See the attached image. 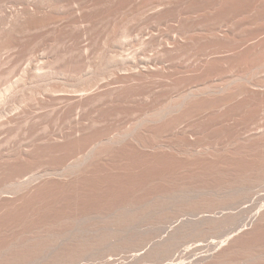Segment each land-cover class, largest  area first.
<instances>
[{"label": "rangeland", "instance_id": "374dc122", "mask_svg": "<svg viewBox=\"0 0 264 264\" xmlns=\"http://www.w3.org/2000/svg\"><path fill=\"white\" fill-rule=\"evenodd\" d=\"M29 1L5 0L2 7L5 11L0 9V27L3 26L2 22L5 23L9 19V22L14 20L12 28L8 26L10 27V33L16 36L14 33V24L16 23L15 27L20 29V31L17 30L18 43L21 40L19 45L18 43L17 45L13 44L9 48L8 53L11 54H8V63L6 61L7 64H4V71L0 64V191L22 181L23 177L27 175H42L66 169L70 164H74L73 161H78L79 156H86L89 150L91 151L92 148L97 146L99 143V140L97 143V139L98 137L101 138L100 135L105 136L103 137L105 140L103 141L101 138L100 142H105L107 139L109 140V137L113 138L115 134L123 133L118 136L123 135L125 137L127 134L125 131L131 133L137 130L136 132H140L138 126L143 118L156 112L163 103L170 101L172 98L178 99L184 94H188L189 89H194L196 86L200 87L201 84L204 85L212 81L214 83L219 81L220 83L227 79L230 80L235 75L241 76L240 73L242 75L249 73L251 70L247 69L250 66H245L246 63L243 64L244 62L238 58L232 59V57H235L233 55L230 58L226 57L227 54H231L230 51H232L235 44H233L234 40L230 42L232 38L224 39L222 36L226 32L230 36L235 37L236 35L235 38L238 40L242 39L240 40L242 45L235 43L237 46L241 45V47L245 45V48L242 47L241 49L240 47L238 50L244 51L247 45L245 43L248 39L250 40V37L252 38L254 34V37L259 33L264 34V0H244L243 7L240 4L243 0H241L242 2L239 0L240 3L238 4L236 3L237 0H219L223 4L217 2V0H211L212 2L209 0H162L161 3L158 0V5H162L153 7L155 9L150 7L151 11H148L149 8H144L145 13H142L144 12L141 7L143 4L138 3H142L144 0H72L74 3L76 2L75 4L71 0ZM224 3H226L225 6ZM238 5L240 9L237 8ZM40 6L42 7L40 8ZM137 6H140V10L143 11L138 10ZM34 7L38 9L35 10ZM212 7L214 9H212V12L215 14L208 12L211 11ZM224 7L227 9L225 10L227 13L223 11ZM229 8L232 11L236 8L237 10L230 12ZM241 9L243 11H240ZM206 10L208 11L206 12ZM237 11L241 13L238 15ZM216 15L218 16V22H220L221 17V24L223 22L225 24H219L221 25L219 26L216 22L217 24L214 23L217 25L215 27L212 22L213 19L217 20ZM41 18H45V22ZM49 18H51L50 20L53 18L56 20L53 19L51 23ZM38 19L39 22L36 21ZM46 20L49 23H46ZM29 21L35 23L30 25ZM9 22L4 25L7 26ZM42 23L45 25L41 26ZM213 25L215 28L213 32L218 28V31L222 33L221 36L217 31L219 35H216L217 37L214 35L216 39L221 38L219 41L211 37L213 35L211 33ZM11 29L14 32H11ZM203 29L207 33H211H206L208 36L211 35L210 37L205 35V32L202 34L205 37L207 36L208 39L212 38V42H210V39L208 41L207 39L202 40L204 36L200 35L204 31ZM250 31H253V33ZM181 33L185 35H183L184 39ZM246 33L249 36L248 39H245ZM191 34L193 37L196 34V41H194L196 36L191 38ZM12 35H10V37H13L11 39H15L16 37ZM176 37H178V40ZM222 39L228 41H224V43ZM168 40L171 41L168 42ZM178 41L183 43L185 47L181 45L180 50L177 48V51L174 49L170 52L169 47L171 49L173 44L174 47L176 44L178 46ZM204 41L210 44L206 45ZM192 42L194 44H191ZM215 42L217 44H214ZM228 42L234 46H228ZM214 45L216 47H213ZM226 45L227 47H225ZM192 47L194 48L192 49ZM212 47L215 48V51L219 50L217 56L224 52L225 55L219 56H225L226 59L231 61V65H228L229 61H226L227 63L222 67V70H225L220 73L218 70L221 71L220 66L224 63H221L219 67L214 64V67H212V63L205 67L206 62L204 60H206V57L204 56L212 51ZM209 48L211 51L207 52ZM199 52L200 54H198ZM202 53L205 54L202 56ZM200 55L203 59L200 58ZM10 58L11 60H9ZM231 59L235 62H232ZM236 59L240 62L238 60L236 62ZM198 61L203 63V68H201L202 65L199 68ZM175 64H179L178 66H181V68L178 66V68L173 67ZM145 66L146 68L151 66L148 72ZM194 66L195 68H193ZM210 66L212 69L215 68L218 74L214 72V69H209ZM215 66H217V70ZM175 67L177 70L174 69ZM190 67L192 70L199 69L201 71L193 72L194 75L189 77L191 81L188 78L183 80L173 76L175 72ZM143 69L146 71L145 73ZM173 69L176 71L173 72ZM141 71L144 75L148 73L146 76L149 73L154 75L142 76ZM209 71L210 77L207 74ZM137 72H139L137 74L139 79L136 82L135 79L138 77L134 74ZM259 72L256 74L255 79L261 81V78H264V70ZM130 77L133 79L132 81H129ZM193 78L197 80L194 81ZM163 80H169L165 81L168 84ZM127 83L130 85H127ZM109 84L110 86H107ZM154 90L159 94L163 93L160 94L161 96L154 95ZM83 93H89V98L83 100L80 107H78V101L74 98L76 97L75 94ZM163 94L165 95L162 97ZM94 95L96 98H94ZM249 99L246 100L247 103L249 101H251V104L258 103L255 97ZM256 99L258 101V97ZM204 100L207 102L204 109L202 110V104L205 102H202L203 100L198 101V104L202 102V106L197 104L198 106L192 107V111L194 112V108L199 106L201 110L198 111L199 108H195V113L191 111L194 116L190 113L187 115L190 118L186 116L187 119L184 118L183 122L180 121L181 124H176L178 126L174 128L172 126L175 124H170V127L168 125L165 127L153 126L154 128L152 127L149 132L146 131L145 140L148 139L149 142H153L149 143L150 146H154L155 143L160 150L165 149V152L161 150L158 151L160 153H156V150L149 146L140 148L136 143L133 145V142L128 140L127 146L119 147V149L118 147L115 148V153H110L111 156L109 154L105 157L107 163L105 162L104 165L102 163V165L100 164L96 166L97 168L92 169L93 175L89 174L91 170L88 171V174H85V172V175H83L87 176L83 178L85 180L81 178L79 181L81 184L79 182L75 183V185H78L72 186L70 190H68L69 187L59 186L62 188V191H60L58 185H62L59 182L61 178L54 176L48 179L49 183L57 184V186L50 185H54L51 188L47 187L51 191L45 189V191H40L39 195L35 194V196L23 199L17 204L11 202L12 205L10 201L4 200L3 205H0V264H53L54 262L56 264H210L211 259L215 257L211 263L214 264L216 255L221 256L222 253L228 257L225 258L223 255V258L221 256V261L217 259L218 262L216 263L218 264H264V228L263 230H256L261 231V236L258 232L259 235L256 232V234L250 235L252 220L256 218L257 214L259 216L264 208V179L262 182L260 181L264 176L262 175L264 170H260L259 162L253 163L255 160H250L249 163V160L244 159L243 161L239 158H237L238 161L227 160L229 164L224 161L225 165L227 164V174L222 175V173L217 174L219 173L218 167L215 166L216 164L214 165L215 162L213 163L208 158L191 157L184 154L177 155V153L175 155L173 152L180 149L181 151L188 148L192 149L191 146L199 149L227 143L238 128L254 120L249 118L251 113L246 116L242 113L246 107L243 108L244 103H241V106L235 104L233 107L230 105L231 107L214 108L210 100ZM208 102L210 105H208ZM221 108L226 112H223ZM225 113H227V116ZM78 114L80 115L79 120L76 118ZM219 114L220 116L224 114V116L229 117V120L224 117L225 122H217ZM262 123L264 125V120ZM183 127H187L186 130H191V133L188 132L189 135L184 133L185 130H182L187 137L182 134L181 129ZM97 133L100 134H98V137H96ZM78 134L81 136L87 134L89 137L92 135L97 138L92 139L96 140V142L92 141L93 145L90 140L91 146H85L88 149L92 147L91 149L87 151V148L77 145L73 138ZM116 135L115 137H117ZM163 145H168L169 148L168 146V149L164 148ZM75 146L80 147V149L76 147V151L80 152L81 150L80 154L75 152ZM173 147L178 148L173 150ZM83 149L85 150L83 151ZM141 149H144V151ZM69 152L73 153L71 155L73 157L69 155ZM166 152L167 154H165ZM105 158L102 161H106ZM157 158L159 159L157 160ZM162 158L163 160H161ZM247 164H250L251 168L248 169ZM228 165L231 166L229 169ZM255 165L258 168H254ZM95 169L98 170L94 172ZM261 169H264V167ZM258 170L262 173L260 172V174ZM252 172L254 176L257 174L262 176L260 178L258 176L254 177ZM226 175L231 176L227 177ZM235 175L239 181L236 180ZM239 175L245 177L252 175L253 179L258 177L260 180H256L259 184H253L256 180L254 182L251 177H249V180H252L251 182L247 177H244L245 181L239 183L243 186L240 185V187L235 184V187H233L234 183L238 185V182L243 178L242 176L239 179ZM229 179H232L233 182ZM82 180L83 182H81ZM224 182L225 184H221ZM220 186L222 189L226 187V192L225 190H219ZM219 191H222L223 194H220L222 192L218 194ZM156 197L161 200L160 207L164 203L165 209L163 206L161 210L156 208L159 205L156 202ZM206 197H210L212 200L215 198L218 202L214 200L216 201L214 205L207 206L203 210L194 209L192 206L196 204L194 202L201 203L199 201ZM171 198L174 200H171ZM153 200L156 204L153 203ZM222 200L226 202L221 205ZM126 203L128 206L136 207L135 215H137L136 213L140 208L146 207L140 209V211L143 210L146 216L147 214L150 216L153 212L155 213L151 210L154 208L152 206L160 211L162 209L170 211L175 209L179 213L176 218H171V221L167 219L166 222L156 220L154 215L150 216L151 219L149 216L146 219L145 215L143 214V216L139 211L138 213L141 217L143 216V219L138 214L139 219L135 218L134 223L133 221L130 222L134 227L130 230L131 232L118 233L115 232L113 226L118 230L121 226L120 221H124L123 218L127 214L122 217L119 208L127 206ZM116 210L119 211V219L113 217V213H117ZM144 210L152 212L149 214ZM128 220L124 222L128 223ZM106 222L107 224L111 223L108 226H113L107 228L108 226L104 225ZM100 223L104 228L102 233L100 232ZM249 226H251L250 232L249 228L246 229ZM92 228L98 229L97 232L99 231L100 234L95 235ZM244 230H248L249 237L244 235V233L246 234ZM87 231L90 232L89 235H95V238L100 241V245L91 246L92 241L90 240V244L83 245L76 251L73 250L74 252L63 251L71 244H76L73 239L82 236V234H88ZM36 232L48 233L51 239L43 249L37 252H26L16 248L22 242L35 238ZM238 232L240 235L242 234V236H239L241 237L239 240H242L241 243L237 239ZM233 234H235L234 237ZM231 236L235 238L234 241L232 240L233 244L231 243ZM243 237L244 239H242ZM227 240L230 242H227ZM236 240L237 243H235ZM87 243L89 242H85V244ZM227 243L231 244V248ZM238 243L241 245H237ZM225 245H228V248ZM232 245L236 246L233 247ZM235 248L237 250L233 252ZM222 249L225 250L222 252ZM62 252L65 253L62 254ZM229 252H232V254L228 255Z\"/></svg>", "mask_w": 264, "mask_h": 264}, {"label": "bare ground", "instance_id": "6f19581e", "mask_svg": "<svg viewBox=\"0 0 264 264\" xmlns=\"http://www.w3.org/2000/svg\"><path fill=\"white\" fill-rule=\"evenodd\" d=\"M32 1H35V0H32ZM60 1V0H59ZM63 1V0H62ZM76 1V0H75ZM90 1V0H89ZM93 1V0H92ZM97 1V0H96ZM102 1V0H101ZM114 1V0H113ZM161 1L162 0H160L159 1V3H161ZM209 1H211V0H209ZM219 0H217V2H218ZM230 1V0H229ZM236 1V0H235ZM234 1V2H235ZM238 1V2H237ZM236 1V3L238 4V3H240V1L239 0H237ZM254 1V0H253ZM253 1H252V4H253ZM4 2H5V0H0V9H1V11L3 10V11H5V9H2V7H3V5H4ZM27 2H30L29 0H27ZM36 2V1H35ZM71 2H73L72 0H71ZM79 2V1H78ZM77 2V3H78ZM206 2V1H205ZM212 2V1H211ZM220 2V1H219ZM233 2V1H232ZM233 2V3H234ZM242 2V1H241ZM246 2V1H245ZM256 2V1H255ZM254 2V3H255ZM6 3H7V1H6ZM6 3H5V5H6ZM74 3V2H73ZM76 3V2H75ZM74 3V4H75ZM139 4H143L141 7H142V9H144V8H149L148 9V11H151L150 10V7H158L159 5H158V0H144L142 3H140V2H138ZM163 3V2H162ZM221 3V2H220ZM228 3V2H227ZM244 3V0H243V2L242 3H240L241 4V6H242V4ZM250 3V2H249ZM28 4V3H27ZM30 4H32V3H30ZM210 5L212 4V3H209ZM221 4H223V3H221ZM225 4L226 3H224V6H225ZM245 4V3H244ZM40 5V4H39ZM77 5V4H76ZM137 5V4H136ZM158 5V6H157ZM162 5V4H161ZM160 5V6H161ZM206 5V4H205ZM28 6V5H27ZM34 6V5H33ZM159 6V7H160ZM212 6H214L213 4H212ZM216 6V5H215ZM221 6V5H220ZM220 6H219V8H220ZM223 6V5H222ZM235 6H237V5H235ZM5 7V6H4ZM29 7V6H28ZM37 7H38V5H37ZM37 7H34V8H36L35 10H37L38 8ZM42 6H40V8H41ZM47 7V6H46ZM49 7V6H48ZM138 7V10H140V6H137ZM136 7V8H137ZM205 7V6H204ZM207 7V6H206ZM227 7V6H226ZM231 7V6H230ZM233 7V6H232ZM231 7V8H232ZM240 6L238 5V9H240L239 8ZM243 7V6H242ZM245 7V6H244ZM209 8V7H208ZM233 8H235V7H233ZM237 8L236 9H233V11L234 10H237ZM247 8V7H246ZM246 8H245V10H246ZM31 9V8H30ZM153 9H155V8H153ZM212 9H213V7L210 9L211 11H208V10H206V12L208 11V12H211V13H213L212 12ZM218 9V8H217ZM230 9V8H229ZM147 10V9H146ZM204 10V9H203ZM214 10V9H213ZM216 10V9H215ZM225 10H227V9H225V7H224V10L223 11H225ZM141 12L143 11V10H140ZM232 10L230 9V12H231ZM232 11V12H233ZM240 11H243L242 9L240 10ZM146 11H145V9H144V12H142V13H145ZM219 12H220V10H219ZM226 13H227V11H225ZM229 12V11H228ZM26 13H28V12H26ZM33 13V12H32ZM205 13V12H204ZM224 13V12H223ZM225 13V14H226ZM237 13H238V11H237ZM236 13V14H237ZM241 13V12H240ZM240 13H238V15L240 14ZM31 14V13H30ZM41 14V13H40ZM44 14V13H43ZM47 14V13H46ZM206 14V13H205ZM213 14H215V13H213ZM218 14V13H217ZM231 14V13H230ZM6 15V14H5ZM26 15V14H25ZM24 15V16H25ZM28 15V14H27ZM48 15V14H47ZM210 15H212V14H210ZM18 16V15H17ZM29 16V15H28ZM31 17H32V15H30ZM37 16V15H36ZM44 16H46L45 14H44ZM207 16H208V14H207ZM227 16V15H226ZM228 16H229V14H228ZM38 17V16H37ZM41 17H43V16H41ZM215 17V16H214ZM230 17V16H229ZM6 18V17H5ZM13 18V17H12ZM23 18H25V17H23ZM30 18V17H29ZM28 18V19H29ZM55 18V17H54ZM53 18V19H54ZM224 18V17H223ZM228 18V17H227ZM7 19V18H6ZM5 19V20H6ZM22 19V18H21ZM43 19V21H44V19L45 18H41V20ZM51 18H49V21L51 22V21H53V19L52 20H50ZM58 19V18H57ZM212 19H213V16H212ZM216 19L217 20H215V19H213L214 21L212 22L213 24L214 23H216V22H218V16L216 15ZM262 19V18H261ZM5 20H4V22H5ZM13 20V19H12ZM16 20V19H15ZM19 20V19H18ZM23 20V19H22ZM21 20V21H22ZM34 20V19H33ZM40 20V22H42ZM47 20H48V17H47ZM46 20V21H47ZM54 20H56V19H54ZM224 20V19H223ZM228 20V19H227ZM9 21H10V19H9ZM9 21H6L5 23H7V22H9ZM26 21H27V19H26ZM26 21H25V23H26ZM36 21H38L39 22V19L38 20H36ZM220 22H218V25L219 24H221V17H220V20H219ZM231 21V20H230ZM255 21H256V19H255ZM12 22V21H11ZM11 22H9L8 23V25L6 26V25H4L5 23H3L2 22V24H3V26H2V28L0 29V64H1V67H2V69H3V71H4V67H5V63H6V61H7V58H9V55L8 54H11V53H8V50H9V48L11 47V46H13V44H16L17 45V43H18V34H17V30L18 31H20V29L18 28H16L15 26H16V23L14 24V28H15V32L14 31H12V29H11V32H14L15 33V35L16 36H14V35H12V33H10V27H8V26H11V28H12V26H13V22H14V20H13V22L11 23ZM45 22V21H44ZM43 22V23H44ZM57 22V21H56ZM226 22V21H225ZM260 22V21H259ZM262 22V21H261ZM11 23V25H9ZM35 23V22H34ZM32 21H29V24L31 25V24H34ZM42 23V25L41 26H43V25H45V24H43ZM46 23H49L48 21L46 22ZM52 23V22H51ZM224 23V22H223ZM222 23V24H223ZM255 23V22H254ZM17 24H18V22H17ZM36 24H38V23H36ZM35 24V25H36ZM217 24V23H216ZM221 24V25H222ZM225 24V23H224ZM256 24V23H255ZM261 24V23H260ZM259 24V25H260ZM35 25H34V27H35ZM215 25V24H214ZM214 25H213V27L212 26H210V27H212V38H215L216 39V35H219V31H218V28L216 29V31H214L213 32V30L215 29L214 28ZM221 25H219V26H221ZM18 26H19V24H18ZM40 26V27H41ZM217 25H215V27H216ZM261 26V25H260ZM260 26H258V27H260ZM49 27V26H48ZM117 27V26H116ZM115 27V28H116ZM14 28H13V30H14ZM264 28V27H263ZM24 29V28H23ZM30 29V28H29ZM121 29V28H120ZM206 29H207V27H206ZM210 29V28H209ZM208 29V30H209ZM223 29V28H222ZM229 29V28H228ZM228 29H227V31H228ZM261 29V28H260ZM25 30V29H24ZM118 30H119V28H118ZM204 30V29H203ZM224 30H226V29H224ZM230 30V29H229ZM259 30V29H258ZM264 30V29H263ZM27 31V30H26ZM114 32L116 31V29L115 30H113ZM119 31H121V30H119ZM211 31V30H210ZM210 31H208V32H210ZM219 33H218V32ZM260 31V30H259ZM203 32H205V35H207V34H211V33H207V31L206 30H204V31H202L201 32V34L203 33ZM222 32H224V31H222ZM250 32H252L253 33V31H250ZM264 32V31H263ZM263 32H261V33H263ZM207 33V34H206ZM254 33H255V31H254ZM259 33V32H258ZM204 34V33H203ZM200 35V36H204L205 37V35ZM221 34V36H222V33H220ZM235 34H237V33H235ZM247 34V33H246ZM256 34H257V31H256ZM10 35H12V36H14V37H16L15 39H11V38H13V37H10ZM181 35L183 36L184 34H182L181 33ZM199 35V34H198ZM216 37H215V36ZM224 36H222V38H228V39H231V41L230 42H232V40H234V43L233 44H235V46L234 45H232V44H230V42H228L229 44H227L228 46H234V48H232V51H230V49H229V51H230V53L231 54H227L226 55V57L227 58H230L232 55L233 56H235V57H232V59L234 58H238V59H240V61H242V62H244L243 64H245L246 63V65L245 66H250V68H248L247 70H251L249 73L247 72V73H245V75H242L241 73H240V75L241 76H237V75H235L234 76V78L233 79H230V80H224V81H221L220 83H219V81L218 82H216V83H214L213 81V83L212 82H210V83H206V84H201V82H199L201 85H203V86H201L200 85V87H197L196 85H192V86H196V88H194V89H189V90H191V91H189L188 90V94H184L182 97H180V98H178V99H174V98H172L170 101H167L166 103H163L162 104V106H160L159 107V109H157V111L156 112H153V113H151L149 116H147L146 118H143L142 119V121L139 123V129H140V132L138 131V132H129V131H125V132H127V134L126 133H124V134H126V136L124 137L123 135L122 136H118V135H116L117 137H115V135L113 136V138H110L109 137V140L107 139L105 142H103L105 139H103V137H105V136H102V135H100L99 133H97V136L96 137H98V134L101 136V138L103 139V144H102V142H100L101 140V138L99 139V137H98V139L95 137V136H90L89 137V135L87 136V134L85 135V136H81V135H76L73 139L76 141V143H77V145H79L80 147H85V146H87V145H89V146H91L90 145V143H89V141L91 140V143H92V145H93V142L92 141H95L96 142V140H92V139H97V143H98V140H99V143H101L100 145H99V143H98V145L97 146H95L94 148H92V150L90 151L89 149H91L89 146V149L87 148V147H85V148H87L86 150L88 151L89 150V152H88V154L86 155V156H81V157H83V158H81L80 156L77 158V159H79L78 161L76 160V161H73L72 163H74V164H70L66 169L64 168L63 170H61V171H54V172H50V173H48V174H42V175H33L32 174V176L31 175H27L26 177H23V180L22 181H20V182H18V183H16V184H12V185H10L9 186V188L8 189H6V190H3V191H0V205H3V201L5 200H7V202L8 201H10V203L11 202H14V203H16L17 204V202L19 203V201H21V200H25V199H29V197H31V196H35V194H38L40 191L42 192L43 190L45 191V189L46 190H48L49 188H51V187H53L54 185H56L57 186V184H54L53 182L52 183H49L48 182V179H50L51 177H54V176H58V177H60L61 178V181L59 180V182H61V184L62 185H60L59 183V185H58V187L59 186H63V187H69L68 188V190H70L71 189V187L72 186H74L75 185V183H77V182H79L80 181V179L82 178H86L85 176H83V175H85V174H88V171H90L91 170V172L89 173L90 175L92 174V169H94V168H97L96 166H99L100 164L102 165V163H103V165L105 164V162L107 163L108 161H107V159L105 158L106 156H109V154L110 153H113L116 149H117V147H118V149H119V147H123V146H127V144L129 143V141H132L133 143V145H134V143H136L137 144V146L138 147H140V148H145V147H147V146H149V147H151L150 146V144L149 143H153V142H149L148 141V139H146L145 140V134L147 133L146 131H150L151 130V128L154 126H159V127H162V126H169L170 124H175L174 126H172V128H174L175 126H178L179 125V123L181 124V122L180 121H182L184 118H186L187 119V115H189L190 113H191V111L193 110V108L192 107H194V106H198V105H201L202 104V102H205L204 104H202L203 105V108H202V110L204 109V105H206L207 104V102L204 100V99H208V100H210L211 101V104L213 105V107L215 108V107H223V108H225V107H228V106H234L235 104H240V106H241V103L243 104H245V102H246V100H248L249 98H254L255 97V100H256V102H258V103H256V104H254V103H252L251 104V101H249L248 103L246 102V104L244 105L243 104V108L246 106L247 107V109H246V107H245V111L243 110V112L240 110V112H242L243 114H244V116H246V115H249V113H251V115H249V118H251V119H254L253 121H251V122H249V123H246V124H244V126H242V127H240V128H238L235 132H234V134L230 137V140L229 141H227V143H224V144H221V145H216V146H211V147H204V148H199V149H196L195 147H192L191 146V148L192 149H187V150H182L181 151V149L180 150H175V148H178V147H173V150H175V151H177V152H175V151H173L174 153H175V155H176V153H177V155H181V154H184V155H187V156H191V157H198V158H200V157H202V158H208V159H210V160H212V162L214 163V165L216 166V167H218L217 169L219 170L218 172L219 173H217V171H215L217 174H220V173H222V175L223 174H227V164L225 165V162L227 161V160H229V161H232V160H237V158H239V159H243V161H244V159H246V160H249V163H250V160H255L253 163H255V162H259L258 163V166H259V164H260V166H262V167H264V125H263V123H262V121L264 120V78H261L262 80L260 81V79L259 80H256L255 79V77H256V74L259 72V71H263L264 69V34L263 35H261L260 33H259V35H256L255 37H254V35H253V37L251 38L250 37V40L248 39L249 38V36H248V34H247V36L245 37V39H248L247 40V42L245 43L244 41V43L245 44H247L246 45V49L244 50V51H238L239 50V48L241 47V45H242V41H240V40H242V39H240V40H238V39H236L235 37H236V35H235V37L234 36H230V34H228V33H224L223 34ZM180 36V35H179ZM182 36H180V37H182ZM185 36V35H184ZM182 37L183 39L185 38V37ZM196 36V34H194V37ZM208 36V35H207ZM205 37V39H203L202 37H199V38H202V40H206L207 39V41L210 39H208V37H210V36H208V37ZM221 36H219V37H221ZM237 36L239 37V35L237 34ZM252 36V35H251ZM193 37V35L191 34V38ZM193 37V38H194ZM218 37V38H219ZM248 37V38H247ZM181 38V39H182ZM197 36L195 37V39H194V41H196L197 39ZM212 38L210 39L211 41L210 42H212ZM19 39H21V38H19ZM169 39V38H168ZM170 39H172V38H170ZM176 39L178 40V37H176ZM181 39H179L180 41H181ZM219 39H221V38H219ZM219 39H216V40H218L219 41ZM224 39H222L223 40V42L224 41H228L227 39L226 40H224ZM214 40V39H213ZM215 40V41H216ZM237 40H238V42L240 41V43H238L237 42ZM244 40V39H243ZM21 41V40H20ZM20 41H19V43H20ZM171 41V40H170ZM169 40H168V42H170ZM180 41H178L177 43L179 44L178 46H176L175 45V47L172 45H169V46H171V49H170V47H169V51L171 50H174V49H176L175 51H177V48H178V50H180L183 46L185 47V45L183 44V43H181ZM221 41V40H220ZM167 42V43H168ZM217 42V41H216ZM214 43V44H217V43ZM223 42H221V43H223ZM237 44H241L240 46L238 45H236V43ZM19 43H18V45H19ZM166 43V44H167ZM173 43V42H172ZM174 43H175V40H174ZM204 43H206V41H204ZM209 43V42H208ZM208 43H206V45L208 44ZM221 43H219V44H221ZM225 43V42H224ZM243 43V44H244ZM191 44H194L193 42L191 43ZM210 44V43H209ZM182 45V47L180 48V46ZM225 45V44H224ZM227 45L225 46V47H227ZM222 46H223V44H222ZM245 45H243L242 47H244ZM15 47V46H14ZM167 47H168V45H167ZM172 47H174V48H172ZM208 47H209V45H208ZM211 47V46H210ZM213 47H216L215 45L213 46ZM213 47H212V51H211V49L209 48L208 50H207V52H209V50L211 51L210 53H206V55L204 56V57H206V60H204L205 62H206V65H205V67H207L210 63H212L211 65H218V67H219V65L221 64V63H224V65L223 64H221L222 66H220L221 67V69L220 68H218V69H220L221 71H219L218 70V72L220 73V72H222L223 70H225V69H223L222 70V67L223 66H225V63H227L226 61H229L230 59H226V57L225 56H223V57H221V56H219V55H225V53L223 52L222 54H219L218 56L216 55V54H218L217 52L219 51V50H217V51H215L214 49H213ZM220 47H221V45H220ZM219 47V48H220ZM224 47V48H225ZM236 47V48H235ZM242 47H241V49H242ZM180 48V49H179ZM194 47H192V49H193ZM206 48V47H205ZM223 48V49H224ZM231 48V47H230ZM245 48V47H244ZM184 49V48H183ZM182 49V50H183ZM222 49V47L220 48V50ZM227 49V48H226ZM190 50V49H189ZM204 50V49H203ZM228 50V49H227ZM226 50V51H227ZM170 51V52H171ZM223 51V50H222ZM221 51V52H222ZM229 53V52H228ZM198 54H200V52L198 53ZM203 54H205V53H202V56H203ZM14 55V54H13ZM201 55H200V58L202 57ZM202 59H203V57H202ZM231 59V60H232ZM238 59H236V62H237V60ZM9 60H11V58L9 59ZM200 60V59H199ZM239 61V60H238ZM239 61V62H240ZM201 62H202V60H201ZM230 62L231 61H229V64L228 65H231L230 64ZM232 62H235V60L233 61L232 60ZM242 62H241V64H242ZM7 63H8V61H7ZM6 63V64H7ZM200 64V66H199V68L201 67V65L203 64V63H199V61H198V63H197V65H199ZM248 64H250V65H248ZM179 65V64H178ZM177 64H175V65H173V67L174 66H178ZM191 65V64H190ZM214 65L212 66V67H214ZM192 66V65H191ZM195 66H196V64H195ZM195 66L193 67V68H195ZM138 67V66H137ZM136 67V68H137ZM141 67H142V65H141ZM151 66H149V67H147L146 68V66H145V69H147V72L149 71V68H150ZM176 67L174 68V69H176ZM178 67H180L181 68V66H178ZM177 67V68H178ZM204 67V68H205ZM212 67L210 66V68L209 69H211V70H213L214 69V72H216L215 71V68H213L212 69ZM216 67V70H217V66H215ZM135 68V67H134ZM139 68H140V66H139ZM138 68V69H139ZM142 68H144V66L142 67ZM153 68H155L154 66H153ZM170 68V67H169ZM169 68H167V69H169ZM198 68V67H197ZM201 68H203V65H202V67ZM173 69V70H174ZM184 69V68H183ZM182 69V70H183ZM188 69V68H187ZM186 68L183 70V71H180L179 69V71L178 72H175L176 70H174L173 72H175L174 74H173V76H175V78H182L183 80L184 79H186V78H188L189 79V77H191V76H193L194 74H193V72L195 73L197 70H199V69H193L192 70V68L190 67L188 70H187ZM208 69V68H207ZM262 69V70H261ZM141 70V69H140ZM140 70H136V71H140ZM150 70H153V69H150ZM195 70V71H194ZM206 70V69H205ZM246 70V71H247ZM135 71V70H134ZM143 71H144V69H143ZM143 71H141L140 72V74H142V76L144 75V73L146 72V71H144V73H143ZM200 71V70H199ZM151 72V71H150ZM198 72V71H197ZM196 72V73H197ZM201 72V71H200ZM204 72H206V71H204ZM213 72V71H212ZM213 72V73H214ZM218 72H216L217 74H218ZM176 73H179L178 75L176 74ZM243 73V72H242ZM260 73V72H259ZM6 74V73H5ZM137 74H139V72H137L136 74H134L136 77H138L137 76ZM146 74H148V73H146ZM146 74L144 75V76H146ZM150 74H151V76H153L154 74L153 73H149V75H147L146 77H148V76H150ZM153 74V75H152ZM204 74V73H203ZM203 74H202V76H203ZM208 75L210 74V71H209V73H207ZM4 75V74H3ZM133 75V77H135ZM200 75V74H199ZM215 75V74H214ZM164 76V75H163ZM198 76V75H197ZM127 77V76H126ZM129 77V76H128ZM196 77V76H195ZM208 77V76H207ZM209 77H210V75H209ZM208 77V78H209ZM125 78V77H124ZM131 78V77H130ZM142 78V77H141ZM164 78H166L165 76H164ZM171 79H172V77H170ZM174 78V77H173ZM174 78V81L176 80ZM201 78V77H200ZM199 78V79H200ZM204 78V77H203ZM211 78H212V75H211ZM139 79V77L138 78H136L135 80H136V82H137V80ZM169 79V78H168ZM171 79H170V81H171ZM194 79V78H193ZM193 79H192V81H193ZM129 80V79H128ZM133 79L131 78L129 81H132ZM134 80V81H135ZM141 80V79H140ZM161 80V79H160ZM159 80V81H160ZM173 80V79H172ZM190 81H191V79H189ZM195 80H197V79H194V81ZM201 80V79H200ZM120 81V80H119ZM123 81V80H122ZM133 81V82H134ZM162 81V80H161ZM160 81V82H161ZM164 81V80H163ZM165 81H169V80H165ZM164 81V82H165ZM178 81V80H177ZM182 81V80H181ZM186 81V80H185ZM117 82V81H116ZM156 82V81H155ZM158 82V81H157ZM176 82V81H175ZM208 82V81H207ZM120 83V82H119ZM126 83V82H125ZM131 83V82H130ZM140 83V82H139ZM163 83V82H162ZM166 83V82H165ZM164 83V84H165ZM205 83V82H204ZM121 84V83H120ZM123 84V83H122ZM164 84H161L162 86H165L166 84H168V83H166L165 85ZM175 84V83H174ZM126 85V84H125ZM127 85H130V84H128L127 83ZM107 86H110V84L109 85H107ZM122 86V85H121ZM124 86V85H123ZM132 86V85H131ZM167 87V86H166ZM89 88H91V87H89ZM108 88V87H107ZM110 88V87H109ZM158 88V87H157ZM192 88V87H191ZM159 90H160V88H158ZM85 90V89H84ZM82 92V91H81ZM88 92H89V89H88ZM187 92V91H186ZM90 93V92H89ZM89 93H83V94H75L76 95V97H74L75 98V100H77L78 101V104H79V106H78V104H77V106L78 107H80V105L82 104V101L83 100H85V99H88L89 97ZM163 92H161L160 94H162ZM165 93V92H164ZM153 94L154 95H160L159 93H157L155 90H154V92H153ZM165 94H163L162 95V97L164 96ZM95 96V95H94ZM96 96H98L97 94H96ZM96 96L94 97V98H96ZM161 96V95H160ZM168 96V95H167ZM91 97V96H90ZM258 97V101H257V98ZM92 98V97H91ZM200 99H202V100H200ZM250 100V99H249ZM198 101H202V102H200V104H198L199 102ZM198 104V105H197ZM248 104V105H247ZM254 104V105H253ZM201 105V106H202ZM208 105H210L209 104V102H208ZM250 105V106H249ZM251 105H253V106H251ZM230 106V107H231ZM212 107V108H213ZM229 107V108H230ZM195 108H199L198 109V111H200L201 109H200V106L199 107H195ZM195 108H194V112L193 113H195ZM211 108V107H210ZM223 108H221V110L223 109ZM242 108V109H243ZM249 108V109H248ZM219 111H220V108H219ZM223 112L225 111L224 109L222 110ZM226 112V111H225ZM193 113H191L192 115H193ZM226 114V116H227V113H225ZM192 115H191V117H192ZM187 116V117H186ZM194 116V115H193ZM219 117V119H217L216 121L217 122H225L226 121V119L227 120H229V117H226V116H224V114H221V116H220V114L218 115ZM222 116H223V118H222ZM251 116V117H250ZM221 117V118H220ZM224 117H226V119L224 118ZM78 120L80 119V115L78 114L77 115V117H76ZM188 118H190V117H188ZM212 118H215V117H212ZM217 118V117H216ZM76 119V120H77ZM77 120V121H78ZM211 120V119H210ZM212 121V120H211ZM183 122V121H182ZM213 122V121H212ZM176 124H178V125H176ZM214 124V123H213ZM136 126V127H137ZM171 126V125H170ZM169 126V127H170ZM137 127V128H138ZM153 127V128H154ZM135 128V127H134ZM133 128V129H134ZM177 128H179V127H177ZM186 129H187V127H185ZM184 127H183V129H181V131L183 130H185V132L184 133H188V132H190L191 133V130L190 129H188V130H186ZM132 129V130H133ZM136 129V128H135ZM156 130H157V128H155ZM165 129V128H164ZM167 129V128H166ZM165 129V130H166ZM178 130H180V129H178ZM158 131H159V129H158ZM183 131H182V134H184L183 133ZM129 132V133H128ZM160 132V131H159ZM121 134H123V133H121ZM120 134V135H121ZM93 135H94V133H93ZM96 135V134H95ZM147 135V134H146ZM152 135V134H151ZM185 135V134H184ZM188 135H189V133H188ZM145 136V137H144ZM186 136V135H185ZM192 136V135H191ZM112 137V136H111ZM115 137V138H114ZM187 137V136H186ZM189 137V136H188ZM149 138V137H148ZM129 140V141H128ZM128 141V142H127ZM74 142V141H73ZM95 142H94V144H95ZM148 142V143H147ZM75 143V142H74ZM75 143V144H76ZM96 143V144H97ZM131 144V143H130ZM153 145V144H152ZM163 146H165L164 148H167V146L166 145H163ZM76 147H77V149H80V147H78V146H75V152H77V153H79L80 154V152H81V150H80V152L79 151H76L77 149H76ZM153 147V148H152ZM151 148L152 149H155L156 150V153H160V152H158V151H164L165 149H161L160 150V148L157 146V145H155V143H154V146H152ZM116 148V149H115ZM125 148V147H124ZM159 148V149H158ZM163 148V147H162ZM168 148H169V146H168ZM167 148V149H168ZM172 148V147H171ZM170 148V149H171ZM82 149V148H81ZM115 149V150H114ZM126 149V148H125ZM139 149V148H138ZM150 149V148H149ZM152 149H150L151 151H152ZM85 149H83V151H84ZM112 150V151H111ZM127 150H129V149H127ZM126 150V151H127ZM134 150V149H133ZM141 150H143L144 151V149H141ZM70 151V150H69ZM72 151V150H71ZM70 151V152H71ZM73 151H74V148H73ZM72 151V152H73ZM87 151H86V153H87ZM111 151V152H110ZM122 151H123V149H122ZM121 151V152H122ZM148 151V150H147ZM69 152V153H70ZM120 152V153H121ZM128 152V151H127ZM165 152V151H164ZM168 152H169V150H168ZM171 152V151H170ZM76 153V154H77ZM115 153V152H114ZM123 153V152H122ZM124 153H126V152H124ZM163 153V152H162ZM162 153H161V155H162ZM68 154V153H67ZM73 153H70L69 155L71 156ZM75 154V155H76ZM165 154H167V152L165 153ZM69 155H68V157H69ZM75 155H74V157H75ZM112 154H110V156H111ZM139 157H140V155L139 154H137ZM164 155V154H163ZM171 155H173V154H171ZM78 156V155H77ZM152 156V155H151ZM174 156V155H173ZM183 156V155H182ZM181 156V157H182ZM187 156H185L186 158H189V157H187ZM71 157H73V156H71ZM143 158H144V156H142ZM162 157V156H161ZM168 157V156H167ZM81 158V159H80ZM103 158H105L106 159V161L105 160H103L102 161V159ZM107 158H109V159H111L110 157H107ZM142 158V159H143ZM164 158V157H163ZM163 158L161 159V160H163ZM166 158V157H165ZM145 159H147V158H145ZM144 159V160H145ZM159 158H157V160H158ZM197 159V158H196ZM231 159V160H230ZM160 160V161H161ZM165 160V159H164ZM206 160V159H205ZM214 160V161H213ZM110 161V160H109ZM149 161V160H148ZM200 161H201V159H200ZM209 161V160H208ZM225 161V162H224ZM229 161H227L226 163H228ZM238 161V160H237ZM242 161V160H241ZM100 162V163H99ZM210 162V161H209ZM204 163V162H203ZM233 163V162H232ZM231 163V164H232ZM244 163V162H243ZM252 163V164H253ZM206 164V163H205ZM229 164V163H228ZM248 165V164H247ZM250 165V164H249ZM248 165V169H249V166ZM210 166H211V164H210ZM242 166V165H241ZM259 166V168H260V170H264V169H261L262 167H260ZM214 167V166H213ZM216 167H215V169H216ZM231 167V166H230ZM229 167V165H228V169L230 168ZM233 167V166H232ZM246 167V166H245ZM98 168H100V167H98ZM251 168V167H250ZM254 168H258L256 165H255V167ZM253 168V169H254ZM216 169V170H217ZM98 169H95L94 170V172L95 171H97ZM232 170V169H231ZM230 170V171H231ZM255 170V169H254ZM253 170V171H254ZM260 170H258V172L260 173H262V171H260ZM229 171V170H228ZM229 171V172H230ZM247 171V170H246ZM250 171V170H249ZM86 172V173H85ZM228 172V174H230ZM244 172V171H243ZM257 172V173H258ZM85 173V174H84ZM246 173H249V172H246ZM253 173V172H252ZM252 173H250V174H252ZM255 174H256V171L254 172ZM254 173H253V176H254ZM260 173V174H261ZM232 174V173H231ZM240 174H242V173H240ZM249 174V175H250ZM93 175V174H92ZM222 175H220L221 177H222ZM248 175V174H247ZM259 174H257V175H255V176H258ZM262 175H264V174H262ZM261 175V176H262ZM83 176V177H82ZM227 177L229 176V175H226ZM226 176H224V177H226ZM231 176V175H230ZM229 176V177H230ZM240 176V175H239ZM243 176V175H242ZM242 176H240L239 177V179H241V177ZM252 176V175H251ZM251 176H249V177H251ZM254 176V177H255ZM261 176H258L259 178L261 177ZM91 177V176H90ZM95 177V176H94ZM235 177H236V175H235ZM244 177L245 176H243V180L241 181L240 180V182H238V185H237V183H232L233 182V180L232 179H229L230 181L232 180V184H233V187H235L234 185L236 184V186H240L239 185V183H243V181H245V179H244ZM247 177V176H246ZM245 177V178H246ZM249 177H247V179L249 180ZM258 177H256V178H254L253 179V177H251L252 179H253V181L254 180H256V179H258ZM89 178V177H88ZM234 178V177H233ZM237 179V181H239L238 180V177H236ZM94 179V178H93ZM92 179V180H93ZM264 179V176H263V178L260 180V179H258V181L260 180L261 182H262V180ZM57 180V181H58ZM63 180V181H62ZM83 180H85V179H83ZM83 180L81 181V182H83ZM235 180V179H234ZM87 181V180H86ZM85 181V182H86ZM227 181V180H226ZM225 181V182H226ZM252 180L250 179L249 180V182H251ZM54 182H55V178H54ZM225 182L224 183H221V184H225ZM234 182H236V181H234ZM247 182V181H246ZM246 182H244V184H246ZM255 182V181H254ZM56 183V182H55ZM80 183V182H79ZM228 183V182H227ZM230 183V184H231ZM248 183V182H247ZM257 183V184H256ZM52 184H54L53 186H50V185H52ZM81 184V183H80ZM249 185H250V183H248ZM253 184H256V185H258L259 183L257 182V180H256V182L255 183H253ZM76 185H78V184H76ZM75 185V186H76ZM252 185V184H251ZM49 186V188H47ZM241 186H243V185H241ZM240 186V187H241ZM223 188H224V186H222ZM228 187V189H230L231 190V188H229V186H227ZM230 187H231V185H230ZM57 188V187H56ZM220 188H221V186H220ZM219 188V190H225L226 189V187H225V189H220ZM62 188H60L59 187V190L60 191H62L61 190ZM58 190V189H57ZM227 190V189H226ZM226 190H225V192H226ZM48 191H51V190H48ZM212 192H214V191H212ZM216 192H217V190H216ZM220 192H222V191H219L218 192V194L220 193ZM224 192V193H225ZM45 193V192H44ZM48 193V192H47ZM40 194H42V193H40ZM209 194H211V193H209ZM213 194V193H212ZM215 194V193H214ZM220 194H223V192L222 193H220ZM39 195V194H38ZM161 197H162V195H161ZM160 197V198H161ZM157 198V197H156ZM159 198V197H158ZM158 198L156 199V202H158V207H156V208H159L160 210H161V208H162V206L164 205V203L162 204V206L160 207V199L158 200ZM31 199V198H30ZM129 199V198H128ZM127 199V200H128ZM173 198H171V200H172ZM168 200V199H167ZM174 200V199H173ZM202 201H199V202H201V203H198L197 204V202L195 201L194 203H196L195 205L193 204L192 206L194 207V209L196 208V210H199V209H204L205 207H207V206H210V205H214V203H216V199L214 198V200H216V201H214V200H212V198H210V197H206V198H202L201 199ZM4 201V202H5ZM165 201V200H164ZM126 202V201H125ZM129 202V201H128ZM155 201L153 200V203H154ZM156 202H155V204H156ZM218 202V201H217ZM223 202H226V201H224V200H222V202H220V204L222 205V203ZM133 203V202H132ZM171 203H173V202H171ZM170 203V204H171ZM4 204H6V203H4ZM15 204V205H16ZM129 204H130V202H129ZM155 204H153V205H155ZM165 204H166V201H165ZM167 204H169V203H167ZM8 205V204H7ZM11 205H12V203H11ZM14 205V204H13ZM125 205H127V203L125 204ZM133 205H135V204H133ZM146 205H148V204H146ZM145 205V206H146ZM4 206H6V205H4ZM149 207H151L150 205H148ZM166 206V205H165ZM169 206V205H168ZM167 206V207H168ZM191 206V207H192ZM140 207V206H139ZM152 207H154L155 208V206H152ZM151 207V208H152ZM143 209L144 208H146V207H142ZM142 208H140V209H142ZM150 208V209H151ZM151 209V210H153V211H155V213L153 212V214H151L150 212H152V211H150V212H148V211H146V210H144V211H146V213L148 212L149 214H151L150 216H156V220H162V221H166L167 222V219L168 220H170L171 218H176L177 216L176 215H178V213H179V211L178 210H175V209H171V211L170 210H164L165 208H164V206H163V208L164 209H162V211H160V210H157L156 208V210L155 209ZM177 208V207H176ZM120 209V211L121 212H119L120 214H122L121 216L123 217V215H126L125 216V218H123L124 219V221H126V220H128L127 222L128 223H126V222H124L123 220L122 221H120V223H121V226H120V228H118V230H116L117 228H115L113 225V229H115V232L117 231L118 233L119 232H127V233H130L131 231L130 230H132L134 227L130 224V222H132L133 221V223H134V221H135V218H138L139 219V217H137V215L139 214L138 212L140 211V209H139V211L136 213L137 215H135L134 214V211H135V209H136V207L135 208H133V206H124V207H120L119 208ZM118 209V210H119ZM148 209V208H147ZM264 209V208H263ZM261 210L262 212H260L259 214V216H258V214H257V216H256V220L254 221V220H252V223H251V226H249V227H247L246 229H248L249 228V232H250V227L252 228V230H251V234L248 232V234H250L251 236H252V234L253 233H259L260 234V232L259 231H256V230H263V228H264V210ZM142 211V212H141ZM140 211V213L143 215L145 212H143V210H141ZM115 212H117V210L115 211ZM113 213L114 215H113V217L115 218V217H118V219H119V213ZM135 215V217H134V219H132L133 218V216ZM157 214V215H156ZM145 215V218L147 217V216H149L148 214H147V216H146V214H144ZM143 215V216H144ZM112 216V215H111ZM120 216V218H122ZM139 216H140V214H139ZM143 216L141 217L140 216V218H142L143 219ZM149 216V217H150ZM127 217V218H126ZM149 217H148V219H149ZM113 218V219H114ZM144 218V219H145ZM173 218V219H174ZM147 219V218H146ZM145 219V220H146ZM150 219H151V217H150ZM163 219H166V220H163ZM141 220V219H140ZM117 221V220H116ZM171 221V220H170ZM123 222V223H122ZM169 222V221H168ZM101 224V223H100ZM104 224V223H103ZM106 224H107V222H106ZM106 224H104L106 227L108 226V224H111V223H108L107 225ZM112 224H114V223H112ZM210 225V224H209ZM208 225V226H209ZM111 225H109L107 228H109ZM111 226V227H112ZM99 227V226H98ZM100 232L102 233V231L104 230V228H102L103 227V225L101 224L100 225ZM106 228V229H107ZM93 229V228H92ZM103 229V230H102ZM110 229H112V228H110ZM112 229V230H113ZM89 230V229H88ZM97 230L98 229H93V231L92 232H94V234L95 235H97V234H100V232L98 231L97 232ZM90 231V230H89ZM89 231H87L88 232V234L86 233V234H82V236H78L77 238H75V239H73V241L74 242H76V244H71V246H69L68 248H65V249H63V251H65V252H71V251H76L78 248H80V247H82L83 245L85 246V245H88V244H90V240L92 241L91 242V246L92 245H100V241H98L96 238H95V235L93 234L92 236L91 235H89V233L91 232H89ZM248 231V230H247ZM247 231L246 230H244V232H246V234L244 233V235L246 236V237H249L248 236V234H247ZM254 231V232H253ZM264 231V230H263ZM262 231V232H263ZM240 232V231H239ZM237 233V234H239L238 235V240H239V238H241V237H239V236H242V234L240 235V233ZM242 233H243V231H242ZM255 233V234H256ZM257 233V234H258ZM92 234V233H91ZM236 234V233H235ZM235 234H233V237L235 236ZM236 234V235H237ZM254 234V235H255ZM258 234V235H259ZM243 235V236H244ZM244 236V237H245ZM260 236H261V234H260ZM92 237H94V238H92ZM232 237V236H231ZM232 237V238H233ZM237 237V236H236ZM244 237L242 238V239H244ZM256 237H258V236H256ZM231 238V243L235 240V238H233L232 239ZM254 238H255V236H254ZM246 239V238H245ZM97 240V241H96ZM233 240V241H232ZM249 240V239H248ZM51 241V239H50V237H49V235H48V233H42V232H36V235H35V238H33V239H31L30 241H27V242H22L21 244H19V245H17V247L16 248H20V251H26V252H31V251H34V252H37V251H39V250H41V249H43L49 242ZM94 241H96L95 243H93ZM240 241H242L241 239L239 240V242ZM85 242H89V243H87V244H85ZM227 242H230L229 240H227ZM238 241L236 240V242L235 243H237ZM243 242H245L244 240H243ZM241 243V242H240ZM240 243H238L237 245H241ZM228 244V243H227ZM233 244V243H232ZM229 246L231 245L230 243L228 244ZM228 245H225V246H227V248H228ZM233 246V245H232ZM234 246H236V245H234ZM233 246V247H234ZM224 247V246H223ZM222 247V248H223ZM240 247V246H239ZM226 248V247H225ZM230 248H231V246H230ZM223 250H225V249H222L221 251L223 252ZM235 250H237L236 248L234 249V251L233 252H235ZM73 251V252H74ZM65 252H62V254L63 253H65ZM222 252H220V253H222ZM225 252V251H224ZM218 254V253H217ZM224 256H225V258H227L226 257V255L224 254V253H222ZM231 255L232 254V252L230 253H228V255ZM255 254V253H254ZM223 255H221L222 257H223ZM215 256V255H214ZM217 256L218 255H216V261H215V263L216 262H218V260L217 259H219V261H221V259H222V257L219 255L218 256V258H217ZM212 257H213V255H212ZM220 257H221V259H220ZM63 258V257H62ZM224 258V257H223ZM61 259V258H60ZM211 259V258H210ZM209 259V260H210ZM213 259V261H214V259H215V257H213L212 258ZM212 259H211V262H209L210 264L212 263ZM59 260V259H58ZM57 260V261H58ZM62 260V259H61ZM214 263V262H213ZM214 263V264H215ZM53 264H56L55 262L53 263ZM58 264V263H57ZM216 264H218V263H216Z\"/></svg>", "mask_w": 264, "mask_h": 264}]
</instances>
